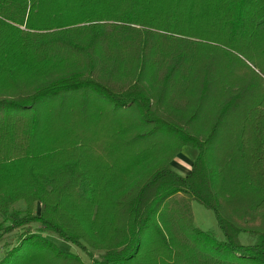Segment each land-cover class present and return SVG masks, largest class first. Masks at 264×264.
<instances>
[{"label":"trees","instance_id":"trees-1","mask_svg":"<svg viewBox=\"0 0 264 264\" xmlns=\"http://www.w3.org/2000/svg\"><path fill=\"white\" fill-rule=\"evenodd\" d=\"M0 217V264H264V0H0Z\"/></svg>","mask_w":264,"mask_h":264},{"label":"rangeland","instance_id":"rangeland-1","mask_svg":"<svg viewBox=\"0 0 264 264\" xmlns=\"http://www.w3.org/2000/svg\"><path fill=\"white\" fill-rule=\"evenodd\" d=\"M181 153L183 156L178 158V160L182 159L184 163H188L189 161L193 162V160L196 158L198 154V150L196 147L184 146L181 150ZM170 167L173 170H175L172 167L171 163H170ZM13 207L22 210L24 208V205L21 202H18V203H15ZM191 210H192V215H193V221L195 222L196 226H198L199 228L205 231H212L217 236L218 239L223 238V235L217 225L216 218L212 210L204 207L203 205H201L200 203L196 201H191ZM27 229L30 230L32 233L39 234L51 240L56 245L57 248L61 250H65V251L75 252L79 254L85 262L88 261V258L79 249L75 248L70 243L60 240L58 236L52 232L42 231L40 227L38 226V224L32 223L28 225ZM22 231H23V228H19V229H15L12 232L2 236V238L0 239V256L7 249H9L11 246L15 244L17 240L16 236H18ZM238 240L242 244H251L255 241V237L247 233H240L238 236ZM93 256L96 257L97 254L94 253ZM23 264H31V263H23Z\"/></svg>","mask_w":264,"mask_h":264},{"label":"crops","instance_id":"crops-1","mask_svg":"<svg viewBox=\"0 0 264 264\" xmlns=\"http://www.w3.org/2000/svg\"><path fill=\"white\" fill-rule=\"evenodd\" d=\"M177 156L174 158V160H172L171 165L175 169V171H178V173L185 175L190 171L192 162L189 161L188 163H184L182 159L178 160V158L183 156L181 152Z\"/></svg>","mask_w":264,"mask_h":264}]
</instances>
